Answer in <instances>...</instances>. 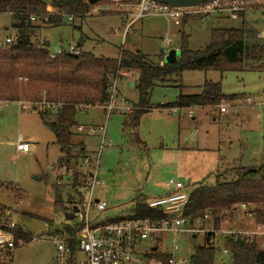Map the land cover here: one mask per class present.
<instances>
[{
    "label": "rangeland",
    "instance_id": "rangeland-1",
    "mask_svg": "<svg viewBox=\"0 0 264 264\" xmlns=\"http://www.w3.org/2000/svg\"><path fill=\"white\" fill-rule=\"evenodd\" d=\"M101 1L92 5L90 15L83 20L81 32L69 26L77 23L78 19H74L73 23L66 19L67 26L42 30L37 39L48 42L51 52L57 49L59 41H71L62 43L63 47H67L69 44L76 46L81 38H86L83 49L92 51L96 57H115L121 46L133 52L137 43L142 52L154 56L159 52L163 55V49L169 48L161 38L165 30L172 35L169 51H175V47L180 45V33L187 37L188 48L196 51L208 44L212 29H236L241 26L238 20L215 15L209 19H188L181 27L166 18H159L150 22H156L154 26L158 30L154 32L149 25L140 28L137 24L128 29L126 25L131 10L109 0ZM137 1L129 0L126 4ZM263 10L264 5L247 12L243 24L249 44H264ZM10 20V15H0V45L13 35ZM6 27L9 28L7 31ZM258 69H264L263 61L258 62L255 70ZM134 80V75L126 74L120 81L114 82L115 108L108 116L100 107H90L87 111L79 109L75 121L84 126L87 134H83L84 128L82 132L76 128L72 130L74 143L82 141L87 152L98 153L101 136L91 133V130L99 126L106 128L98 164V178L102 186L94 194L95 199L108 205L104 217H126L131 214L136 197L147 199L163 194L166 191L164 186L170 179L179 180L184 185H188V180L210 184L214 181L211 173L215 170L228 172L242 164L247 147L252 152L249 163L257 166L263 163L264 72H226L222 76L212 71L184 72L181 83L185 95L199 93V87L205 81H221L223 94L234 95V99L212 108L213 113H209V117L205 111L200 110L197 114L198 111L193 110L195 120L188 117L187 110L176 114L151 111L142 116L139 129L135 130L139 141L134 133L123 127L125 107L130 111L132 103L138 100L137 91L127 86ZM175 82L170 80L171 84ZM118 94L121 97L118 98ZM178 95V88L160 85L151 93L150 104L173 103ZM220 107H225L227 113H221ZM211 118L216 122H212ZM18 138L30 143L34 149L27 155H19L14 153L13 147L4 146L6 141L14 142L15 146ZM53 142V134L40 118L38 110H24L17 102L0 104V181L16 182V185H11L20 188L17 196L9 189H0V205L8 211L9 221L30 237L28 243L17 245L10 251L9 264H51L55 248L49 238L62 233V226L66 223H77L76 220L66 221L63 209L55 205V182L63 187L61 199L64 206L75 198L69 185L60 182L47 170L61 156ZM231 174L226 173L225 179H231ZM174 244L173 238L165 235L159 250L170 254ZM176 244L178 250L173 252L174 264H190L194 246L203 244V239L202 236L195 239L179 237ZM145 245L148 246L147 243ZM222 263H229V258L217 252L214 264Z\"/></svg>",
    "mask_w": 264,
    "mask_h": 264
},
{
    "label": "trees",
    "instance_id": "trees-1",
    "mask_svg": "<svg viewBox=\"0 0 264 264\" xmlns=\"http://www.w3.org/2000/svg\"><path fill=\"white\" fill-rule=\"evenodd\" d=\"M91 7L87 0H0V15H10L13 30V43L0 45V100L45 101L61 105L55 111L38 110L40 118L53 134V144L61 154L60 163L68 164L81 156L82 150L77 153L72 151V130L77 126L75 117L79 107L106 106L114 82L120 81L126 74L135 76L134 89L138 93L137 102L124 114L123 127L133 133L142 116L151 109L215 108L234 99V95L223 94L221 81L205 82L199 87L198 94H183L181 81L184 72L212 71L222 76L226 72L259 71L255 70L258 62H264V44L247 43L244 24L236 29H212L208 44L196 51L188 48L187 37L181 33L179 59L174 63L155 64L142 52H131L122 46L115 57H96L90 51H80L81 41L79 47L76 45L80 51L78 56L63 53L50 59L48 43L40 42L38 33L64 25L67 17L83 21L90 15ZM243 16L240 14V18ZM32 17L35 18L34 22L30 21ZM188 19L192 18H184L181 26ZM159 59H162V55ZM170 80L177 82L171 84ZM160 85L178 88L179 95L173 103L162 106L150 104L151 93ZM50 117L53 119H47ZM229 172L232 173L231 179L227 180L225 175ZM211 174L214 181L210 184L202 181L186 185L189 197L185 209L187 216L194 219L210 212L218 223L224 210L248 203L254 206L257 223L264 225V161L259 166L240 164L228 172L215 170ZM53 188L55 205L64 211L61 199L63 187L55 182ZM0 189H9L15 196L20 193V189L9 184H0ZM145 200L136 197L129 215L160 219L162 214L148 208ZM8 221V211L0 205V222ZM12 234L15 247L19 240L22 243L30 241V237L17 227ZM205 242L194 246L190 264H214L217 252ZM224 245L229 251V263L226 264H264V251L254 243L228 241ZM9 252L8 249L5 253L4 250L0 251V264L4 263ZM146 258L169 264L170 256L154 251Z\"/></svg>",
    "mask_w": 264,
    "mask_h": 264
},
{
    "label": "built area",
    "instance_id": "built-area-1",
    "mask_svg": "<svg viewBox=\"0 0 264 264\" xmlns=\"http://www.w3.org/2000/svg\"><path fill=\"white\" fill-rule=\"evenodd\" d=\"M109 1L122 6L127 2V0ZM263 4L264 0H209L199 6L170 8L151 0H138L131 8L127 28L149 16L165 17L177 27H180L183 19L187 17L209 19L215 15H223L225 18L237 21L240 19V14L257 10ZM73 20L72 17H67L68 22L72 23ZM30 21L34 22L35 18H30ZM11 43L13 39L7 37L4 44ZM79 52L73 44L67 47L60 45L53 52L49 50L48 56L50 59L63 53L78 56ZM19 104L24 110L55 111L61 107L60 104L45 101L38 103L20 101ZM114 108L113 87L110 101L104 106L107 116ZM79 109L88 108L80 106ZM128 112L129 109L126 110V113ZM220 112L226 113V108L220 107ZM190 116L191 113L188 114V117ZM105 129L104 126H99L91 130V133L101 136L100 149L103 146ZM78 131L82 132V128L79 127ZM31 148L30 143L23 141L15 145L16 151L22 154L29 153ZM100 149L98 153L83 154L76 161L72 160L68 164L58 161L47 169L60 182L64 181L69 185L75 199L64 206V213L73 215L72 220L77 221L74 225L66 223L62 226V233L49 238L55 248L51 264H161L155 259L146 258L154 251L169 255L168 263L174 264L173 252L178 250L176 243L179 237L195 239L202 236L203 243L207 239L206 245L214 248L223 257L229 255L224 245L228 241L254 243L259 250L264 251V225L257 223L252 204L240 203L229 210H224L218 223L210 212L192 219L185 214L189 202L188 190L179 180L170 179L166 183V187L170 190L168 194L145 200L148 208L162 214L160 219L135 218L131 215L121 218L104 217L108 205L105 201L95 199L94 196L102 186L98 178ZM15 227L10 221L0 222V251L7 249L11 251L15 248L12 234ZM165 235L171 236L175 243L170 254L159 250ZM146 243L148 246H143ZM17 245H22V241H17Z\"/></svg>",
    "mask_w": 264,
    "mask_h": 264
},
{
    "label": "crops",
    "instance_id": "crops-1",
    "mask_svg": "<svg viewBox=\"0 0 264 264\" xmlns=\"http://www.w3.org/2000/svg\"><path fill=\"white\" fill-rule=\"evenodd\" d=\"M128 1L129 0H127V3H128ZM136 4V2H132V3H130L129 2V4H126L125 6L127 7V9H130L131 10V8H133V6ZM264 5V4H263ZM264 11V10H263ZM246 15H247V13H245L244 14V16L243 17H241L238 21L241 23V25L243 24V22L246 20ZM159 18H165V17H162V16H150V17H147V18H143V19H141V20H139V21H137V22H135V23H133L131 26H134V25H137V24H139V27L140 28H142L143 26H146V25H149V26H151L152 27V30H153V32H154V30L156 31V30H158V28H157V26H154L155 24H156V22L155 23H153V24H151L153 21H156V20H158ZM167 21H169L168 19H167ZM129 22H130V17H129ZM129 22L127 23V25L129 24ZM151 22V23H150ZM170 22V21H169ZM171 23V22H170ZM10 24H11V20H10ZM69 24V23H68ZM68 24H66V22H65V24L64 25H62V26H67ZM83 25H84V23H83V21H78L77 23H74L73 25H69L73 30H77V31H79V32H81L82 31V27H83ZM126 25V26H127ZM62 26H60V27H57V28H61ZM181 27V26H180ZM57 28H55V29H57ZM76 28V29H75ZM9 28L8 27H6V31L8 30ZM181 34V33H180ZM180 34H179V40H180ZM161 38H163L164 40H165V42L167 43V45H168V47L169 48H171L172 46L170 45V44H172V41H171V39H172V35H170L169 33H168V31L167 30H165V33H164V35H162V37ZM81 40V42H82V46H81V48H79L80 49V51L81 52H87V50H85V49H83V45H84V42H85V40H86V38L85 39H80ZM40 42H44V41H40ZM63 42H65V43H70L69 41H67V40H65V41H59V43H58V45L60 46V45H62V43ZM48 43V42H47ZM102 44V43H101ZM101 44H98V45H101ZM78 47L80 46V41L76 44ZM49 43H48V45H47V47L49 48ZM173 47H175V46H173ZM179 47V45H177V47H175V51H177V49H179L178 48ZM169 48H164L163 50V55H162V53L160 54V52L158 53V54H156V55H154V56H150V55H148L147 53H144V52H142L141 50H140V45H138V43L136 44V46L134 47V50H133V52H135V51H140V52H142L145 56H147L148 57V59L151 61V62H153V63H159V65H162V63H165V57L167 56V53H166V51H169ZM90 51V50H89ZM130 51V50H129ZM90 52H92V51H90ZM132 52V51H131ZM93 53V52H92ZM162 55V59H161V61H160V57L159 56H161ZM107 58V57H106ZM260 72H264V70H259V73ZM206 82V81H205ZM210 82V81H209ZM130 89H134L133 87H134V82H129V84L127 85ZM119 87V86H118ZM161 87H167L168 88V86H161ZM135 90V89H134ZM118 91H119V88H118ZM119 93L121 94V92L119 91ZM182 93H183V91H182ZM184 94V93H183ZM198 94V93H197ZM118 96V98H119V94L117 95ZM121 96H122V94H121ZM120 96V97H121ZM20 101H17V103H19ZM137 102V101H136ZM136 102H133L132 104H134V103H136ZM8 104V103H11V102H8V101H4V100H0V104ZM163 105V104H162ZM162 105H160V106H162ZM165 105V104H164ZM97 107H99V106H97ZM100 108H102L103 109V111L105 112V109H104V107H100ZM89 109V108H88ZM87 109V110H88ZM125 109L127 110L128 108H126L125 107ZM86 110V111H87ZM156 110H159V111H164V112H167V113H173V114H176L177 112L179 113L180 111H182V110H187V113L188 114H190L191 113V116H190V118L192 119V120H195V118L193 117L194 116V112H193V110H197L198 111V113L197 114H199V111L201 110V111H205V115L206 116H208L209 117V113H213V111H212V108L210 107H208V108H197V107H194V108H189V109H176V108H174V109H151V110H149L147 113H145L144 114V116L145 115H147V114H149L151 111H156ZM227 113V112H226ZM225 113V114H226ZM211 121L212 122H216V120L214 119V118H211ZM140 123H141V120H140ZM139 123V124H140ZM79 127H81V128H84V126H82V125H78L77 124V126L75 127L76 129H78ZM105 127V126H104ZM97 128V127H96ZM138 129H139V126H138ZM137 130V129H136ZM76 132H77V130H76ZM78 133V132H77ZM133 133L136 135V138L139 140V138H138V134H137V132L136 131H133ZM83 134H87V132L85 131V128H84V131H83ZM21 141V139H19L18 138V142H20ZM73 146V149H72V151L74 152V153H77V152H79V151H81L82 150V153H81V155H83V154H86V153H91V152H93V151H91V152H87V150L85 149L86 148V145L82 142V141H79V142H73V144H72ZM4 146H10V147H13V151H14V153H16V154H19V155H27V154H29V153H27V154H22V153H20V152H17L16 151V149H15V146H14V142H9V141H6L5 143H4ZM34 149V147L32 146V148H31V151ZM30 151V152H31ZM60 158H61V156H60ZM60 158L58 159V160H60ZM192 181H190V180H188V183H190V184H194V182L193 183H191ZM16 182H6V181H0V184H2V185H5V184H14V185H16L15 184ZM165 192L163 193V194H161V195H158V196H156V197H159V196H164V195H166V194H168L169 192H170V190L166 187V184H165ZM16 188H18V189H20L19 187H17L16 186ZM9 215H11V213H9ZM64 226V225H63ZM18 247V246H17ZM16 248V247H15ZM9 258H11V252H9V254L7 255V257H6V259L3 261L4 263H6V264H9V263H11L10 262V260H9Z\"/></svg>",
    "mask_w": 264,
    "mask_h": 264
},
{
    "label": "water",
    "instance_id": "water-1",
    "mask_svg": "<svg viewBox=\"0 0 264 264\" xmlns=\"http://www.w3.org/2000/svg\"><path fill=\"white\" fill-rule=\"evenodd\" d=\"M100 0H87L89 5H94ZM159 4L166 5L170 8H186V7H194L202 5L209 0H151ZM167 56L165 57V63H174L179 59V52L177 51H166ZM252 152L250 151V148H246V152L243 157L242 165L247 166L250 160ZM189 184V183H188ZM64 219L66 221H71L73 219V215H70L68 213H64L63 215Z\"/></svg>",
    "mask_w": 264,
    "mask_h": 264
}]
</instances>
